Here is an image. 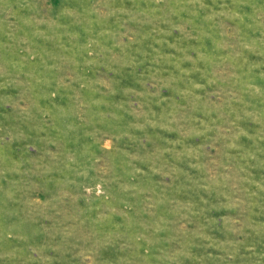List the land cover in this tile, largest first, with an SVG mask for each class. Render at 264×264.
I'll use <instances>...</instances> for the list:
<instances>
[{"label": "rangeland", "instance_id": "obj_1", "mask_svg": "<svg viewBox=\"0 0 264 264\" xmlns=\"http://www.w3.org/2000/svg\"><path fill=\"white\" fill-rule=\"evenodd\" d=\"M0 264H264V0H0Z\"/></svg>", "mask_w": 264, "mask_h": 264}]
</instances>
